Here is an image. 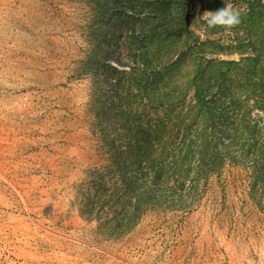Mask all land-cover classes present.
Here are the masks:
<instances>
[{"label":"rangeland","instance_id":"1","mask_svg":"<svg viewBox=\"0 0 264 264\" xmlns=\"http://www.w3.org/2000/svg\"><path fill=\"white\" fill-rule=\"evenodd\" d=\"M0 264H264V0H0Z\"/></svg>","mask_w":264,"mask_h":264},{"label":"clouds","instance_id":"2","mask_svg":"<svg viewBox=\"0 0 264 264\" xmlns=\"http://www.w3.org/2000/svg\"><path fill=\"white\" fill-rule=\"evenodd\" d=\"M201 18L205 22V30L219 27L228 31L241 23L240 11L230 4H226V7L216 11H206ZM191 30H193L192 27ZM195 31L197 35L203 37L204 30Z\"/></svg>","mask_w":264,"mask_h":264},{"label":"bare ground","instance_id":"3","mask_svg":"<svg viewBox=\"0 0 264 264\" xmlns=\"http://www.w3.org/2000/svg\"><path fill=\"white\" fill-rule=\"evenodd\" d=\"M192 27L195 29V27L192 25Z\"/></svg>","mask_w":264,"mask_h":264}]
</instances>
